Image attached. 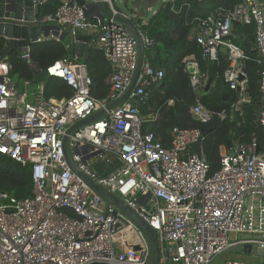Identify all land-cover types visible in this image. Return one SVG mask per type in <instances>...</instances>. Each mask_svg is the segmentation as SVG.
Wrapping results in <instances>:
<instances>
[{"label": "built area", "instance_id": "obj_1", "mask_svg": "<svg viewBox=\"0 0 264 264\" xmlns=\"http://www.w3.org/2000/svg\"><path fill=\"white\" fill-rule=\"evenodd\" d=\"M80 6L62 0L56 14L44 21L56 22L71 40L95 31L92 48L111 65L106 79L108 96H91V79L85 63L64 59L49 67L50 78L64 80L73 90L68 99H48L40 83L32 94L21 91L11 77V65L0 62V154L22 166H31L33 196L18 200L0 192V264H148L149 241L129 216L110 206L90 189L65 160L63 138L69 127L118 100L130 87L138 63L135 36L123 25L89 17L99 0ZM182 0H163L176 11ZM113 15L112 0H102ZM90 6V7H89ZM24 23V22H23ZM255 27L254 50L259 56L260 100L258 123L264 134V9L258 0H241L231 10L219 9L206 17L195 39L204 60L226 54L225 82L239 93L233 111L250 103L246 94L243 63L246 52L234 43L235 24ZM146 49L156 42L141 32ZM31 47L20 52L30 63ZM190 84L198 93L207 86L198 61L184 60ZM245 77L239 81L240 75ZM163 69L146 59L128 101L69 137L72 158L79 169L99 185L120 196L157 230L160 264H214L233 248L258 246L264 250V145L241 144L235 138L221 152V169L209 176L202 150L201 129L174 128L166 148L144 124L157 119L143 117L137 103L145 102L148 88L159 86ZM213 110L200 101L193 117L207 124ZM225 118L224 114H219ZM99 161L120 166L106 176L92 170ZM242 236H250L243 238ZM222 264H260L226 260ZM264 264V262L262 263Z\"/></svg>", "mask_w": 264, "mask_h": 264}, {"label": "trees", "instance_id": "obj_2", "mask_svg": "<svg viewBox=\"0 0 264 264\" xmlns=\"http://www.w3.org/2000/svg\"><path fill=\"white\" fill-rule=\"evenodd\" d=\"M240 2L241 0H182L177 4L176 11H172L170 5L162 4L149 23L140 29L156 42L154 47L146 49L147 60L152 66L159 65L165 71L163 84L148 88L146 101L137 103L143 117L157 115L156 120L144 124V130L153 132L166 148L171 147V132L176 127L206 130L202 144L193 148H200L205 155L209 176L221 169V152L231 146L233 138L241 144L264 145V134L258 123V113L262 106L259 92L261 65L257 52L252 49V44H255V27L238 23L234 25L238 36L245 37L242 41L233 38L234 43L242 47L247 55L243 71L246 74V94L251 100L250 103L241 105L239 111H233V106L239 100V93L229 88L225 82L224 75L228 68L226 54L220 52L218 60L214 62L204 60L196 40L190 38L197 34L199 25L211 13L219 9L231 10ZM61 3L62 0H48L41 7L42 17H53ZM6 44V40L0 38V53L4 51ZM71 44L72 40L68 37L60 40L47 39L31 46L30 63L23 60L17 50H13L3 61L11 65L10 75L19 89L24 83H44L48 99H68L73 95L71 87L64 80L50 78L45 74L56 62L72 60ZM154 49H158L159 53L152 58ZM186 58L198 61L201 74L210 82L209 90L203 88L198 93L193 90L189 74L185 72ZM83 63L87 66L92 82L91 96L96 100L105 99L109 93L106 79L112 71L110 63L96 48L85 52ZM225 94L232 108L231 115L221 118L218 113H213L211 121L202 124L191 114V109L198 101L213 110L222 104ZM119 166L117 161H99L91 168L98 175L106 176ZM0 192H6L18 200L31 198V166H22L0 154ZM253 262L258 263V260Z\"/></svg>", "mask_w": 264, "mask_h": 264}, {"label": "water", "instance_id": "obj_3", "mask_svg": "<svg viewBox=\"0 0 264 264\" xmlns=\"http://www.w3.org/2000/svg\"><path fill=\"white\" fill-rule=\"evenodd\" d=\"M48 0H0V38L6 40L7 44L3 52L0 53V62L8 56L13 50L19 53L23 52L26 47L41 43L51 38V30H61L60 26H50L41 17V7ZM80 6H88L85 0H68ZM159 0H112L114 8L118 14L113 15L108 5L102 0L92 6L97 10V19L105 23H117L125 26L136 38L138 44V63L132 79V83L128 90L116 101L110 103L105 109L96 112L87 119L81 120L66 132L63 138V149L65 160L70 169L75 173L90 189L102 197L108 205L115 207L118 211L129 216L137 223L146 235L151 249L148 264H160L161 247L158 240L157 230L151 227L148 222L120 196L111 192L109 189L99 185L94 179L82 172L78 165L74 162L69 145V137L79 129L95 122L107 115V113L116 107L128 101L129 97L138 86V80L142 71V66L146 60V46L141 35V27L145 24L151 11L156 7ZM90 7V6H89ZM155 15V14H154ZM24 22V23H23ZM237 32L234 30L233 35ZM67 37V32L63 31L62 38ZM90 36L79 35L72 40L71 50L72 56L78 63L84 60L85 52L92 48L93 41ZM47 75V74H45ZM245 77L241 74L239 81L243 82ZM163 84V83H162ZM210 88V82L207 83L206 90ZM218 114L229 116L232 108L228 103V96H223L221 105L213 108ZM203 135L207 134L206 130H202ZM262 146H257V152H262ZM249 238L250 236H242ZM231 253L243 254L253 257L260 264L264 262V250L258 246L237 247L231 250Z\"/></svg>", "mask_w": 264, "mask_h": 264}, {"label": "crops", "instance_id": "obj_4", "mask_svg": "<svg viewBox=\"0 0 264 264\" xmlns=\"http://www.w3.org/2000/svg\"><path fill=\"white\" fill-rule=\"evenodd\" d=\"M258 2H259V4H260V6L264 9V0H258ZM160 9V8H159ZM158 9V10H159ZM158 10L156 11V13L158 12ZM155 13V14H156ZM96 14H97V10L95 9V8H91L90 10H89V12H88V15H89V17L90 18H92V20L94 19L95 20V16H96ZM41 17H42V15H41ZM43 19H47V17H42ZM147 23H149V22H147ZM47 24H49L50 26H58L57 24H56V22H49V21H47ZM235 30V29H234ZM63 31H66L67 32V30L66 29H63ZM236 31V30H235ZM58 33H59V30H55V29H53V30H51V32H50V34H51V38L50 39H55V37L58 35ZM82 35H84V36H90L92 39V41L96 38V32L95 31H88V32H84V33H82ZM67 37L68 38H70L69 37V33L67 32ZM233 37H236L239 41H242V40H245V37H243V36H238V34H236V35H233ZM254 41V40H253ZM253 43V42H252ZM252 45H254V43L252 44ZM92 46V45H91ZM252 49H254V46L252 47ZM157 53H159V50L158 49H154L153 51H152V58H155L156 57V55H157ZM146 59H147V56H146ZM157 68H160L159 67V65H158V67ZM160 69H163V68H160ZM164 70V69H163ZM37 86H38V84H31V83H24V84H22V86H21V91H26V92H28V94H29V96H30V99L32 98V94L37 90ZM209 90V89H208ZM151 115V114H150ZM150 115H148V116H150Z\"/></svg>", "mask_w": 264, "mask_h": 264}, {"label": "rangeland", "instance_id": "obj_5", "mask_svg": "<svg viewBox=\"0 0 264 264\" xmlns=\"http://www.w3.org/2000/svg\"><path fill=\"white\" fill-rule=\"evenodd\" d=\"M162 4H163V0H159V2L157 3L156 7L151 11L149 17L146 19L145 24H148L147 22H149V20L154 16L156 11L162 6ZM228 259H230V260L256 261V259H254L253 257L248 256V255L226 252V253H223L221 256H219L214 261V264H222Z\"/></svg>", "mask_w": 264, "mask_h": 264}]
</instances>
